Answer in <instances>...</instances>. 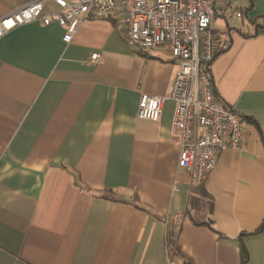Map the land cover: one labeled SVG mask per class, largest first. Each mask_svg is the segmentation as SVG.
Wrapping results in <instances>:
<instances>
[{"label":"crops","instance_id":"0c3cea01","mask_svg":"<svg viewBox=\"0 0 264 264\" xmlns=\"http://www.w3.org/2000/svg\"><path fill=\"white\" fill-rule=\"evenodd\" d=\"M34 1L0 0V21ZM121 13L69 44L57 23L0 35V264H242L243 248L264 264V0L216 4L230 47L210 72L246 133L205 180L211 225L187 214L198 187L178 165L174 102L158 122L138 118L143 94L169 95L177 62L129 47Z\"/></svg>","mask_w":264,"mask_h":264},{"label":"built area","instance_id":"2783aa9c","mask_svg":"<svg viewBox=\"0 0 264 264\" xmlns=\"http://www.w3.org/2000/svg\"><path fill=\"white\" fill-rule=\"evenodd\" d=\"M36 0L0 21V35L19 25L41 21L57 23L69 44L87 20L107 19L121 13L126 44L139 51L165 49L178 70L167 96L143 94L138 118L158 122L167 101L175 104L171 134L180 146L179 168L191 176V184L205 181L229 150H240L245 141L242 114L219 101L212 88L208 67L230 43L213 30L219 0H52L57 9L45 12ZM236 16L242 18V12ZM101 61L93 53L90 64ZM168 223V219L166 221Z\"/></svg>","mask_w":264,"mask_h":264},{"label":"trees","instance_id":"16d2710c","mask_svg":"<svg viewBox=\"0 0 264 264\" xmlns=\"http://www.w3.org/2000/svg\"><path fill=\"white\" fill-rule=\"evenodd\" d=\"M207 70H208V73L212 81V88L215 93V96L219 101H221V99L219 98L214 88V84H213V80H212V76L210 72V66L208 67ZM243 118L246 119L244 116ZM204 184H205V181L197 185L198 187L197 196L192 197L190 199V210L187 212L191 220L197 225H211L210 215L212 214L214 210L213 198L208 193V191L205 189ZM115 196H116V193L111 190L102 195V197L105 199H115ZM261 229L262 228H260L258 231H260ZM243 235H246V234H243ZM248 259L249 257H248L247 251L243 248L242 249V264H247Z\"/></svg>","mask_w":264,"mask_h":264}]
</instances>
